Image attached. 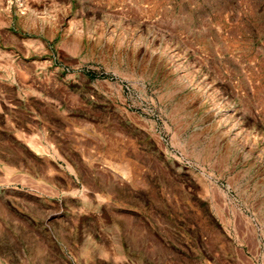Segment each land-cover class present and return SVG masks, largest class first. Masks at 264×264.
Here are the masks:
<instances>
[{"label": "rangeland", "instance_id": "1", "mask_svg": "<svg viewBox=\"0 0 264 264\" xmlns=\"http://www.w3.org/2000/svg\"><path fill=\"white\" fill-rule=\"evenodd\" d=\"M0 8V264H264V0Z\"/></svg>", "mask_w": 264, "mask_h": 264}, {"label": "crops", "instance_id": "2", "mask_svg": "<svg viewBox=\"0 0 264 264\" xmlns=\"http://www.w3.org/2000/svg\"><path fill=\"white\" fill-rule=\"evenodd\" d=\"M33 1L41 2V0H33ZM26 3H28V2L26 1ZM0 11H2L1 8H0ZM26 18H28V19L37 18V16L35 15V12L32 9H30L29 12L27 13L26 17H20L19 19L23 21V19H26Z\"/></svg>", "mask_w": 264, "mask_h": 264}]
</instances>
